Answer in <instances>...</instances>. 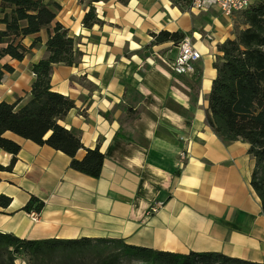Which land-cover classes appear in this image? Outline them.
I'll return each mask as SVG.
<instances>
[{
	"label": "crops",
	"instance_id": "obj_1",
	"mask_svg": "<svg viewBox=\"0 0 264 264\" xmlns=\"http://www.w3.org/2000/svg\"><path fill=\"white\" fill-rule=\"evenodd\" d=\"M46 1L56 18L38 33L39 44L32 47L33 35L23 37L30 50L24 59H0V66L13 68L0 82V102L28 101L32 65L49 55L47 40L60 22L81 55L77 64L52 68V89L75 102L59 123L86 148L99 146L105 160L94 178L73 169L65 152L7 131L21 150L11 169L0 170V195L11 198L0 206V232L34 240L122 239L264 262V211L251 185L250 144L223 139L207 122L219 46L236 33L230 17L215 9L184 11L172 0ZM91 6L101 22L86 27ZM6 11L0 0V18ZM202 16L210 19L205 25ZM219 16L227 17L225 25H216ZM162 30L183 32L200 49L195 73L172 70L178 43H157L154 34ZM85 155L82 148L76 157ZM12 158L0 148V164ZM32 196L45 202L41 211L23 209ZM157 202L159 209L148 214ZM16 264L29 260L21 254Z\"/></svg>",
	"mask_w": 264,
	"mask_h": 264
},
{
	"label": "trees",
	"instance_id": "obj_2",
	"mask_svg": "<svg viewBox=\"0 0 264 264\" xmlns=\"http://www.w3.org/2000/svg\"><path fill=\"white\" fill-rule=\"evenodd\" d=\"M1 5L3 11L6 8L9 11L0 18L6 24V29L0 30V44L3 45L0 59L10 55L22 60L30 52L22 38L33 35L32 47L38 45L41 40L38 33L42 27L53 23L56 13L46 0H1ZM241 14L244 27L219 46L222 55L215 62L217 76L208 97L207 122L223 139L242 138L250 144L249 153L256 161L251 185L264 211V0H257ZM100 22L96 8L91 6L84 15L83 24L92 27ZM154 37L157 43L173 41L177 44L185 34L162 30ZM47 50L49 55L32 65L36 78L28 101L22 106H19L20 100L0 102V148L13 154L11 163L8 166L0 164V170L11 169L21 150L18 142L5 136L11 131L65 152L72 158L73 169L98 178L105 160L100 147L86 148L76 131L59 123L75 102L52 89V68L55 63L77 64L81 55L75 39L60 22H55L50 31ZM12 70L9 64L0 66V82L5 71ZM82 148L86 155L78 159L76 154ZM10 203L9 196L0 195V206L7 207ZM44 205L43 200L32 196L23 209L41 211ZM21 254L28 258L29 264H264L218 251L156 250L131 245L122 239L34 240L0 232V264H16Z\"/></svg>",
	"mask_w": 264,
	"mask_h": 264
},
{
	"label": "built area",
	"instance_id": "obj_3",
	"mask_svg": "<svg viewBox=\"0 0 264 264\" xmlns=\"http://www.w3.org/2000/svg\"><path fill=\"white\" fill-rule=\"evenodd\" d=\"M257 0H191V11H208L215 9L222 14L232 17L238 12H242L254 4ZM202 58V53L199 48L195 46L191 38L185 36L177 44V53L171 62L172 70L177 74H193L196 72V64ZM187 153H182V159L186 157ZM161 206L160 202H157L148 210V214L156 212ZM31 215L35 220L39 218L37 212H32Z\"/></svg>",
	"mask_w": 264,
	"mask_h": 264
},
{
	"label": "rangeland",
	"instance_id": "obj_4",
	"mask_svg": "<svg viewBox=\"0 0 264 264\" xmlns=\"http://www.w3.org/2000/svg\"><path fill=\"white\" fill-rule=\"evenodd\" d=\"M172 1L175 4L179 5L180 7H182V9L184 11H191L189 0H172ZM178 1H180L179 4H178ZM241 13L242 12H238L234 16L229 18L232 21L235 30H238L239 28L244 27L242 24V14ZM191 16L193 17L194 15L191 13ZM209 20L210 19H208V18H204V16H202V18H201L203 25H205ZM226 22H227V17L219 16L216 25H218V24L225 25ZM214 26H215V23H214ZM201 31L203 32V29ZM189 35H192V32Z\"/></svg>",
	"mask_w": 264,
	"mask_h": 264
}]
</instances>
